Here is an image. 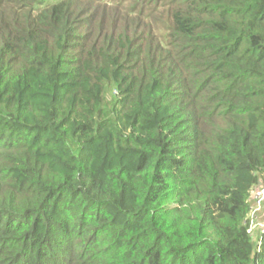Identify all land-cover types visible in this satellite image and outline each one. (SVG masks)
I'll use <instances>...</instances> for the list:
<instances>
[{
  "label": "trees",
  "instance_id": "1",
  "mask_svg": "<svg viewBox=\"0 0 264 264\" xmlns=\"http://www.w3.org/2000/svg\"><path fill=\"white\" fill-rule=\"evenodd\" d=\"M264 0H0V264H264Z\"/></svg>",
  "mask_w": 264,
  "mask_h": 264
},
{
  "label": "rangeland",
  "instance_id": "2",
  "mask_svg": "<svg viewBox=\"0 0 264 264\" xmlns=\"http://www.w3.org/2000/svg\"><path fill=\"white\" fill-rule=\"evenodd\" d=\"M259 182L261 184L258 185L257 187H264V175L262 176V178L260 179ZM254 196H255V193H254V189H253L252 194H251V198H250L251 212H250V216H249L248 230L247 231H249V230L250 231H256L259 228L260 229L264 228V198H263V200L261 199L262 202L258 206L257 204H255L256 200H255Z\"/></svg>",
  "mask_w": 264,
  "mask_h": 264
},
{
  "label": "built area",
  "instance_id": "3",
  "mask_svg": "<svg viewBox=\"0 0 264 264\" xmlns=\"http://www.w3.org/2000/svg\"><path fill=\"white\" fill-rule=\"evenodd\" d=\"M264 187H259V188H256L254 190V193H255V204H257L258 206L260 205V203L262 202L263 198H264ZM262 199V200H261ZM261 200V201H260ZM250 231V230H249Z\"/></svg>",
  "mask_w": 264,
  "mask_h": 264
}]
</instances>
